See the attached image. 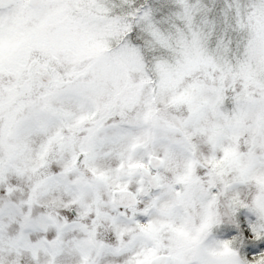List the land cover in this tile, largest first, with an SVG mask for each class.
<instances>
[{
	"label": "clouds",
	"instance_id": "9594fccd",
	"mask_svg": "<svg viewBox=\"0 0 264 264\" xmlns=\"http://www.w3.org/2000/svg\"><path fill=\"white\" fill-rule=\"evenodd\" d=\"M0 264H264V0H0Z\"/></svg>",
	"mask_w": 264,
	"mask_h": 264
}]
</instances>
